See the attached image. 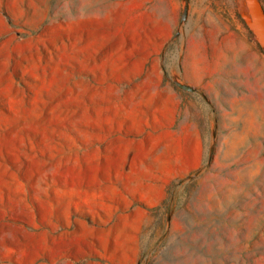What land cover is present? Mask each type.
<instances>
[{
	"label": "rangeland",
	"instance_id": "1",
	"mask_svg": "<svg viewBox=\"0 0 264 264\" xmlns=\"http://www.w3.org/2000/svg\"><path fill=\"white\" fill-rule=\"evenodd\" d=\"M264 0H0V264H264Z\"/></svg>",
	"mask_w": 264,
	"mask_h": 264
},
{
	"label": "water",
	"instance_id": "2",
	"mask_svg": "<svg viewBox=\"0 0 264 264\" xmlns=\"http://www.w3.org/2000/svg\"><path fill=\"white\" fill-rule=\"evenodd\" d=\"M253 12L256 14V23H257V34L261 39V42L264 46V13L261 9L255 8Z\"/></svg>",
	"mask_w": 264,
	"mask_h": 264
}]
</instances>
